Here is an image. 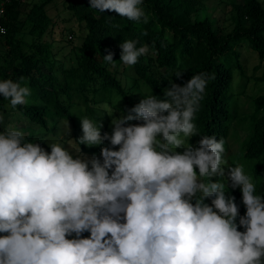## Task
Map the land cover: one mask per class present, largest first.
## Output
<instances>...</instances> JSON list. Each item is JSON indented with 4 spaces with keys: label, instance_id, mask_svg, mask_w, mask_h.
Instances as JSON below:
<instances>
[{
    "label": "clouds",
    "instance_id": "9594fccd",
    "mask_svg": "<svg viewBox=\"0 0 264 264\" xmlns=\"http://www.w3.org/2000/svg\"><path fill=\"white\" fill-rule=\"evenodd\" d=\"M142 4L90 0L91 9L147 24ZM138 43H121L124 65L150 53ZM113 55L103 57L114 66ZM215 78L201 72L183 86L170 82L163 99L144 95L112 119L111 134L80 117L79 145L110 142L100 156L60 142L49 143V153L12 125L0 131V264H264V196L242 164L229 165L224 138L189 143L200 135L195 114ZM0 95L15 109L31 90L4 79ZM228 181L242 192L244 216Z\"/></svg>",
    "mask_w": 264,
    "mask_h": 264
},
{
    "label": "trees",
    "instance_id": "16d2710c",
    "mask_svg": "<svg viewBox=\"0 0 264 264\" xmlns=\"http://www.w3.org/2000/svg\"><path fill=\"white\" fill-rule=\"evenodd\" d=\"M64 1L81 31L79 46L71 41L68 44L75 55L69 67L59 64L53 43L45 40L53 32V19L47 11L53 0L35 5L29 12L24 11L23 0L6 6L5 33L0 34V80L20 82L30 88L31 95L26 105L10 110L9 101L0 95V115L5 116L0 128H5L7 120L17 113L48 132L54 128L49 130V120L67 119L73 123L78 140L83 132L73 109L83 117H91L96 110L104 111L109 118L108 113L116 111L119 117L120 112L126 114L144 95L165 98L170 82L183 86L195 74L214 73L216 78L208 82L194 118L200 135L191 137L189 143L198 146L202 135L224 138L230 165L242 164L256 185V194L264 196V3L261 0H232L230 31L222 29L209 15L203 0H143L142 7L149 17L147 24L143 20L122 18L112 11L101 13L91 9L90 0ZM69 32L74 34L73 30ZM126 40L138 41V47L148 44L150 53L140 57L134 66L124 65L120 61V45ZM244 50L255 54L259 62L250 75L243 60ZM109 52L114 54V66L104 60L103 56ZM177 73H182L181 77H176ZM251 81L259 87L254 95L248 92ZM241 97L249 103L248 113H237ZM238 129L244 132L240 148L244 154L228 155V139ZM37 133L40 131L28 128L25 136L34 143ZM37 143L43 147L42 141ZM102 147L105 146L100 150L84 148V151L100 156ZM228 194L235 197L240 216H244L246 207L240 188H232L230 182ZM206 203L211 204V200ZM89 235L84 233L85 237Z\"/></svg>",
    "mask_w": 264,
    "mask_h": 264
},
{
    "label": "rangeland",
    "instance_id": "374dc122",
    "mask_svg": "<svg viewBox=\"0 0 264 264\" xmlns=\"http://www.w3.org/2000/svg\"><path fill=\"white\" fill-rule=\"evenodd\" d=\"M45 1L46 0H23L24 6L22 7L24 11L29 12V10H31L33 6L35 5L39 6ZM203 1L208 7L209 15L213 19L217 20V24L222 29L226 31H230L233 27L232 25V16H233L232 10L233 9L231 6L232 0H203ZM237 1L239 2L241 0H237ZM261 2L264 3V0H261ZM47 11H48V14L53 19V28H52L53 32L52 34H49L45 38V40L53 43V52L56 54V59L58 60L59 64L62 63L65 66L69 67L75 55H74V52L71 51V45H68V44L71 41L72 45L79 46L81 42L80 38L78 37L81 35L79 23L76 17H74L72 11L68 9L64 0H53V2L47 6ZM69 30H73L74 34L70 33ZM75 53H77V51H75ZM243 60H244L245 68L247 70L248 75L252 74L253 69L259 64L257 56L253 54L251 51L244 50ZM57 76H59V74ZM254 87L256 90L254 89ZM258 88L259 87L255 86L254 83L251 81L250 84L248 85V92L251 95H254ZM7 109L8 110L12 109L10 104L7 105ZM249 111H250L249 103L246 101L244 97H241L237 113L242 114V113H248ZM72 113L76 118L78 126L81 127L80 117H83V114L77 109H73ZM121 114L122 113L120 112V115ZM89 118L95 122H100L103 125L101 129V133L103 135L104 133H109V134L112 133L113 125L111 121L113 118H118V117H117L116 111H114V114L109 118L104 111L96 110L94 114ZM8 125H12L18 130L23 131L25 135L27 134L28 128L39 130L40 133H37V135H35L34 137V143L38 141H42L43 148H45L49 153L51 152L49 143L60 142L64 144L66 147H68L69 150L72 151L73 153H76L80 148L82 154H84L88 158H91L92 155L85 153L84 148L91 149V150H100L102 146V145H99V146H93L90 148L84 145L82 148V146H80L76 142L73 123L67 119L66 120L60 119L56 122H52L51 120H49V130H51L54 127L51 130V132H48V130L39 127L37 124L28 122L26 118L19 115L18 113L12 115V117H10V119L7 120L6 127ZM69 127L71 129V134H70ZM5 128H0V131H2ZM243 136H244V132L240 131V129H238L237 132L234 130V132L228 139V143H229L228 155L229 154L233 155L236 153L241 154V155L244 154V152L241 151L240 149L241 139L243 138ZM27 141L30 142L28 139ZM103 145L111 147L110 142L108 141H105ZM118 147L119 146H117L115 150H118ZM178 151L182 153L183 148L178 149ZM226 159L230 165L232 162L229 160V158H226ZM226 172H227V169H226ZM228 184H230V181H228ZM209 200L210 199H206L205 203Z\"/></svg>",
    "mask_w": 264,
    "mask_h": 264
},
{
    "label": "built area",
    "instance_id": "2783aa9c",
    "mask_svg": "<svg viewBox=\"0 0 264 264\" xmlns=\"http://www.w3.org/2000/svg\"><path fill=\"white\" fill-rule=\"evenodd\" d=\"M13 1L17 0H0V28L5 30L4 24H3V19L5 16V8L8 4L12 3ZM4 32H0V34H4Z\"/></svg>",
    "mask_w": 264,
    "mask_h": 264
}]
</instances>
